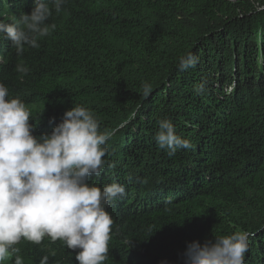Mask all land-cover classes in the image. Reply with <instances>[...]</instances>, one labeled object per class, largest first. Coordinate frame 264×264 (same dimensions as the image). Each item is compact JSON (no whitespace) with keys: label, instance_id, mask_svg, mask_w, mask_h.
<instances>
[{"label":"trees","instance_id":"16d2710c","mask_svg":"<svg viewBox=\"0 0 264 264\" xmlns=\"http://www.w3.org/2000/svg\"><path fill=\"white\" fill-rule=\"evenodd\" d=\"M34 6L0 0V20ZM47 23L55 30L21 55L0 33V83L30 109L33 135L76 104L112 134L104 171L89 178L126 192L106 209L103 264H184L189 242L234 231L249 234L244 264H264V0H66ZM188 53L198 62L182 71ZM162 119L192 147L160 148ZM16 247L23 264H78L59 239Z\"/></svg>","mask_w":264,"mask_h":264},{"label":"clouds","instance_id":"9594fccd","mask_svg":"<svg viewBox=\"0 0 264 264\" xmlns=\"http://www.w3.org/2000/svg\"><path fill=\"white\" fill-rule=\"evenodd\" d=\"M65 3L51 0L50 7L44 0H34L30 12H22L11 22L0 20V33L12 42L18 55L26 46L39 48L38 40L56 28L55 23H47L53 10L59 14ZM197 62L188 53L180 57L178 67L187 70ZM15 71L27 74L29 69L21 62ZM202 88L198 86L196 91ZM150 90L146 85L144 94ZM30 116L26 104L19 97H9L8 88L0 83V264L13 256V264H23L16 245L22 239L39 245L46 236L75 251L78 264H103L114 223L106 209L126 192L118 182L100 188L89 178L104 171L102 158L112 134L102 132L95 114L80 104L66 110L50 133L39 136L33 135ZM53 121L50 118L49 123ZM155 140L169 155L192 147L168 119L158 121ZM248 235L234 231L215 235L203 244L193 240L183 253L184 264H244ZM48 261L49 256L44 255L39 264Z\"/></svg>","mask_w":264,"mask_h":264},{"label":"rangeland","instance_id":"374dc122","mask_svg":"<svg viewBox=\"0 0 264 264\" xmlns=\"http://www.w3.org/2000/svg\"><path fill=\"white\" fill-rule=\"evenodd\" d=\"M232 1H236V0H232Z\"/></svg>","mask_w":264,"mask_h":264}]
</instances>
